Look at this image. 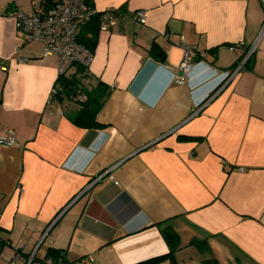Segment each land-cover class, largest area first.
Returning <instances> with one entry per match:
<instances>
[{
	"label": "crops",
	"instance_id": "obj_1",
	"mask_svg": "<svg viewBox=\"0 0 264 264\" xmlns=\"http://www.w3.org/2000/svg\"><path fill=\"white\" fill-rule=\"evenodd\" d=\"M38 1L0 0V135L16 137L0 144V264H42L52 249L71 264H135L168 252L165 227L175 254L194 252L187 264H264V35L245 64L259 0H89L116 10L87 66L109 88L97 128L51 98L58 57L16 28L10 12ZM182 41L200 60L183 76Z\"/></svg>",
	"mask_w": 264,
	"mask_h": 264
},
{
	"label": "built area",
	"instance_id": "obj_2",
	"mask_svg": "<svg viewBox=\"0 0 264 264\" xmlns=\"http://www.w3.org/2000/svg\"><path fill=\"white\" fill-rule=\"evenodd\" d=\"M259 3L261 8L264 9V0H259ZM94 12L96 11L93 8H88L83 0H49L47 3H43V1L36 2L31 13H25L18 8L12 10L10 15L15 19L16 28L24 33L25 39L41 42L42 55H57L59 73H67L75 62L88 65L91 59V54L76 42V34L80 25ZM100 16L99 31H107L116 21V10H103L100 12ZM131 17L136 25L146 22L144 10L139 9L132 12ZM261 35H264V21H262L257 39L248 52L254 50ZM238 45H243V42L229 48L235 49ZM181 48L183 53L179 70L183 76L190 73L194 65L200 60L196 59V53L183 41L181 42ZM203 56L204 54L201 55V57ZM242 63L236 69L222 71L221 80L231 79ZM82 98H84V95L80 94L73 97V100H81ZM15 142L16 137L12 130L0 135V144L2 145H13ZM42 264L65 263L55 261L48 256L43 259Z\"/></svg>",
	"mask_w": 264,
	"mask_h": 264
},
{
	"label": "trees",
	"instance_id": "obj_3",
	"mask_svg": "<svg viewBox=\"0 0 264 264\" xmlns=\"http://www.w3.org/2000/svg\"><path fill=\"white\" fill-rule=\"evenodd\" d=\"M83 1L88 8H92L89 0ZM47 2L49 1H43V3ZM100 12H94L92 15H90L83 22V24L80 25L76 34V42L86 49L90 54L96 43V36L101 23ZM149 54L156 56L159 58V60L164 59V53L160 48H158L156 43H153L150 46ZM251 57L252 54L247 58L245 64L250 62ZM72 66V70H69L67 73L65 72L58 74L51 98H67L79 106L78 111L71 117L72 122L75 124L85 128L100 127L102 125L96 121V114L99 108L102 106L107 94L109 93V88H107L101 81L95 84L91 82V73L88 70V65H84L81 62H75ZM80 94H83L84 98L81 100H73V97ZM162 231L168 244V252L137 262L135 264H159L166 260L174 263V254L179 247L178 234L170 227H165L162 229ZM2 242L3 240L0 236V246L2 245ZM192 243H194L201 251H205L209 248L207 244L201 241L194 240ZM48 254L49 255H47V257L49 256L55 261H60L65 264L70 263L65 259L64 254H62L60 250L52 249ZM202 264L220 263L216 259L210 258L205 259Z\"/></svg>",
	"mask_w": 264,
	"mask_h": 264
},
{
	"label": "rangeland",
	"instance_id": "obj_4",
	"mask_svg": "<svg viewBox=\"0 0 264 264\" xmlns=\"http://www.w3.org/2000/svg\"><path fill=\"white\" fill-rule=\"evenodd\" d=\"M194 252H192V250H186L185 252H182L181 254H175V260L174 263H172L171 261L170 264H187L185 262H187V260H185L186 258H189V255L191 256V258L194 257ZM196 255V254H195ZM199 255V253L197 254V256ZM201 255V254H200ZM199 255V257H200ZM195 260V259H194ZM196 264H198V262L195 261ZM169 264V263H167ZM190 264V263H188Z\"/></svg>",
	"mask_w": 264,
	"mask_h": 264
},
{
	"label": "water",
	"instance_id": "obj_5",
	"mask_svg": "<svg viewBox=\"0 0 264 264\" xmlns=\"http://www.w3.org/2000/svg\"><path fill=\"white\" fill-rule=\"evenodd\" d=\"M251 52H253V51H250V52H248V53H247V55H246V58H245V59H247V58L249 57V55L251 54Z\"/></svg>",
	"mask_w": 264,
	"mask_h": 264
}]
</instances>
